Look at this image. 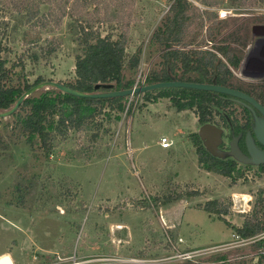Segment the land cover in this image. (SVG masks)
Instances as JSON below:
<instances>
[{
    "label": "rangeland",
    "instance_id": "obj_1",
    "mask_svg": "<svg viewBox=\"0 0 264 264\" xmlns=\"http://www.w3.org/2000/svg\"><path fill=\"white\" fill-rule=\"evenodd\" d=\"M188 1L191 20L176 48L214 51L226 61L217 49L227 46L246 63L261 39L254 27L264 26V0ZM49 3L40 5V14L46 16L38 21L30 19L35 9L24 0H0L6 84L36 85L38 78L76 83V56L83 53L78 27L70 16L58 25L57 10L51 12ZM172 3L95 0L79 12L102 35L111 33L116 39L126 34L124 73L134 86H142L147 76L162 70L164 48L154 33ZM221 10L229 12L227 18L219 17ZM135 56L138 64L131 67ZM245 66L232 67L231 85L260 92L264 70L256 77ZM123 104L124 110L106 105L99 114L94 110L99 107L92 106L80 128L60 124L59 113L48 128L50 150L38 136L29 141L21 125L26 116L21 106L0 118V257L10 254L15 264H38L55 252H69L78 241V250L85 254L120 249L155 256L158 264H259L264 230L249 238L234 230L248 218L263 222L264 173L259 166L238 162L233 178L207 171L192 141L201 126L195 109L178 110L156 90L128 96ZM229 108L234 118L245 122L239 104ZM214 118L227 134L222 120ZM164 136L172 143L168 148L160 143ZM223 141L219 147L228 150L231 135ZM191 191L198 195L188 196ZM179 194L182 199H168ZM210 200L228 207L225 220L204 210ZM180 253L192 256L186 259Z\"/></svg>",
    "mask_w": 264,
    "mask_h": 264
},
{
    "label": "trees",
    "instance_id": "obj_2",
    "mask_svg": "<svg viewBox=\"0 0 264 264\" xmlns=\"http://www.w3.org/2000/svg\"><path fill=\"white\" fill-rule=\"evenodd\" d=\"M47 1L51 2L49 3L52 7L51 12L57 10L58 25L65 17L70 16L74 19V25L78 27L75 33L83 48V53L76 56V83L67 86L88 93L104 92L111 89L124 90L134 87L135 81L127 79L124 73L127 55L126 34H120L116 39L111 33L102 35L99 30L93 27V22L90 19H82L83 12H79L82 5L88 6L95 0H74L71 5H68L71 0H41V3L44 4ZM24 4L28 7L32 5L35 9L30 15V19L42 21L45 18V13L40 14V5L42 4H32L28 0H24ZM191 7L188 0H173L163 26L154 33L155 41L164 48L163 67L160 73L147 76L146 83L154 84L176 79L187 82L216 83L235 88L231 85L232 67L239 68L242 60L238 55L231 53L229 47L224 46L217 49L223 54L226 61L214 51L176 48L183 40L182 30L191 20V15L188 13ZM133 59L131 67H136L139 57L135 56ZM7 79L8 69L0 53V110L12 108L20 96L34 86L28 82L24 84V87L11 86L6 84L5 80ZM40 82H42V78H38L35 84ZM97 85L100 87L97 88ZM261 88L260 92L247 93L264 105V87ZM156 92L159 97L170 98L178 110L195 109L201 125L205 123L217 124L214 118L217 115L222 120L224 127L230 128L233 134L242 132L244 128H251L252 111L246 104L230 95L181 87L162 88ZM150 93L151 91H148L145 94ZM125 98H82L51 88L38 97H28L24 100L20 108V110L26 111V116L21 121L22 129L28 135L29 141L32 140L33 136H38L42 146L46 150H50L51 133L48 128L53 124L56 115L61 114L60 124L80 128L86 123V118L89 117L87 110H92V106L99 107V110L94 109L97 114L101 113L102 108L106 105H110L113 109L124 110ZM235 104H239L245 113L246 122L244 125H241V122L234 118L233 111L229 108ZM192 141L196 147L199 162L207 171L233 178L238 165L235 159H222L212 155L205 148L198 132L193 134ZM259 169L261 173H264V163L259 166ZM187 195L196 196L198 192L191 191ZM182 198L183 194H179L168 199L179 200ZM204 210L219 215L222 220H225L222 215L228 213V207L222 206L218 200L206 202ZM234 230L243 238L252 237L264 230V218L263 222L248 218L242 227H234ZM259 264H264V255L261 256Z\"/></svg>",
    "mask_w": 264,
    "mask_h": 264
},
{
    "label": "water",
    "instance_id": "obj_3",
    "mask_svg": "<svg viewBox=\"0 0 264 264\" xmlns=\"http://www.w3.org/2000/svg\"><path fill=\"white\" fill-rule=\"evenodd\" d=\"M259 28L264 26H255L254 33L258 36H264V30L257 31ZM97 88L100 86L97 85ZM191 88L198 90L214 91L217 93L230 95L235 99L246 104L249 109L252 111L254 116V125L252 131H249L246 135L245 142L248 150V154L244 153L240 147V139L242 133L238 136L233 135L232 140L230 141L229 149L222 150L219 146L224 142L223 133L224 128L217 126L214 123H205L200 126L198 134L203 141L205 148L214 156L222 159L233 158L237 162L246 164L260 166L264 163V150L260 149L256 145V140L264 146V105L256 99L251 94L236 88L229 86L219 85L216 83H198V82H187L180 80H171L164 82H157L154 84H146L142 86H134L132 88L124 90H115L111 89L104 92H83L76 90L70 86H67L63 83L56 82L53 80L42 81L30 89L26 90L18 99L16 104L12 108L4 111H0V118L7 117L16 112L20 106L23 104L24 100L36 91L42 88H56L64 93H69L77 97L82 98H113V97H128L138 93H146L148 91H154L162 88ZM254 133V135H253ZM0 264H15L13 257L10 254H4L0 257Z\"/></svg>",
    "mask_w": 264,
    "mask_h": 264
},
{
    "label": "built area",
    "instance_id": "obj_4",
    "mask_svg": "<svg viewBox=\"0 0 264 264\" xmlns=\"http://www.w3.org/2000/svg\"><path fill=\"white\" fill-rule=\"evenodd\" d=\"M228 15L229 12L226 10H221L219 12V17L221 19L227 18ZM160 143L163 148H168L172 144L166 136L161 139ZM81 232L82 231L79 233L80 235ZM79 238L80 236L78 240ZM118 241L121 242L123 240L118 239ZM77 246L78 241L76 242V246L69 252H55L50 256H46L44 260H39L38 264H158L160 262L159 258H154L155 256L143 257L140 254H126L120 249L115 250L116 252L108 251L85 254L80 252ZM184 254L185 253H180L178 256L186 259H190L192 256L190 253ZM35 258H37V256Z\"/></svg>",
    "mask_w": 264,
    "mask_h": 264
},
{
    "label": "crops",
    "instance_id": "obj_5",
    "mask_svg": "<svg viewBox=\"0 0 264 264\" xmlns=\"http://www.w3.org/2000/svg\"><path fill=\"white\" fill-rule=\"evenodd\" d=\"M258 38H261V39H259L256 42L255 48H254V50L251 51L250 55L247 57L246 63L243 62V60L241 62L242 68H243V65H246L245 68L248 69L247 71L248 72L253 71V73H255L256 77L260 76V73H258V72H261V70L262 71L264 70V36H260ZM129 227L130 226H128V234H129V236H131L132 231L129 230ZM124 229H126V226ZM126 232H127V230H126ZM13 260H14V258H13ZM14 263H15V260H14Z\"/></svg>",
    "mask_w": 264,
    "mask_h": 264
},
{
    "label": "flooded vegetation",
    "instance_id": "obj_6",
    "mask_svg": "<svg viewBox=\"0 0 264 264\" xmlns=\"http://www.w3.org/2000/svg\"><path fill=\"white\" fill-rule=\"evenodd\" d=\"M261 30H264V29H263V28H259L257 31H261ZM257 36H258V35H257ZM251 72L253 73V71H251ZM251 72H249V73H251ZM245 122H246V120H245ZM245 122H243V123L241 122L240 124H241V125H244ZM253 125H254V116H253V122L251 123V128H250V129H246V128H244L242 132H239L238 134H233V133L231 132V129L228 128V129H229L228 133L226 134L225 131H224L222 138L225 137V136H227V135L229 134V135H231V140H232L233 135L238 136L239 134L242 133V137H241V139H240L239 144H240V147H241L242 151H243L244 153L248 154V150H247V147H246L245 138H246L247 133H248L249 131H252V127H253ZM223 127H224V126H223ZM228 129H227V130H228ZM253 135H254V133H253ZM222 144H223V143H222ZM222 144H221V145H222ZM221 145H220V146H221ZM256 145H257L260 149L264 150V146H263L262 144H260L257 140H256Z\"/></svg>",
    "mask_w": 264,
    "mask_h": 264
}]
</instances>
